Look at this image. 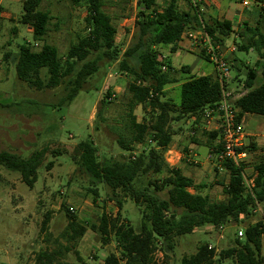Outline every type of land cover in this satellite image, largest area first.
I'll use <instances>...</instances> for the list:
<instances>
[{
  "label": "trees",
  "instance_id": "obj_1",
  "mask_svg": "<svg viewBox=\"0 0 264 264\" xmlns=\"http://www.w3.org/2000/svg\"><path fill=\"white\" fill-rule=\"evenodd\" d=\"M180 1L169 0L162 6L158 0H137L134 41L122 53L121 47L116 44L117 29L110 15L103 10L104 0H87L88 35L80 37L62 57L56 47L46 42L52 16L40 9L43 0H24L20 22L32 28L34 44L18 45V52H7L5 60L14 63L18 79L31 88L54 89L67 79L64 83L67 94L59 106L70 105L76 99L90 77L99 71L103 61L107 64L119 61L120 68L134 78L128 85L132 111L139 106H148L153 113L158 112L150 126L145 121L138 122L132 116V138L119 141L123 149L133 151L135 145L144 146L152 137L156 147L149 151H142L125 161L109 159L101 162L98 148L91 139L80 142L75 148L80 166L94 183H103L111 190L112 196L117 198L119 210L122 208L119 193L128 195L140 208L142 220L138 228L122 220L120 213L115 218L103 214L98 224L90 227L99 232L104 244H108L114 234L125 264H155L157 242L163 245L165 258L168 259L175 238L191 234L196 228H222L230 223L243 227L244 236L239 237L236 232L232 244L219 254L209 244L200 245L195 254L183 257L181 264H224L226 260H231L233 264H264V221L247 222L254 214L256 203L264 208V162L255 164L257 174L251 191L244 184V164L237 166L226 162L224 165L229 175V181L224 185L226 198L217 201L204 193L209 186L195 183L180 169L171 168L164 158V152L172 142L169 128L171 119L196 117L198 123L206 108L222 100V87L217 76H188V67L181 68V72L186 75L180 79L171 63L162 59L157 47H171V52H175L183 34L202 25L216 44L223 42L224 37L233 32L230 21L214 18L205 21L197 7L191 5V9L182 10ZM244 26L238 32V51L248 53L253 50L259 59L255 67L246 66L245 87L248 91L234 103L241 111L239 120L244 114L264 117V32L261 24L251 27L246 23ZM36 43L39 46H35ZM200 56L210 61L205 51H201ZM164 65L168 66L167 71L162 70ZM260 71L262 80L258 83ZM42 72H45L46 78L41 76ZM72 75L75 77L70 78ZM179 82H182L181 96L175 102L167 98L166 88ZM108 96H111L110 93ZM172 113H176L175 118L171 116ZM208 135L211 143L218 137L216 133ZM217 150L213 147L212 155ZM48 151L49 148L36 150L29 158L0 151V167L19 173L23 183L34 188ZM92 192L98 196L97 189ZM160 192H167L168 197H161ZM67 215V232H71V237L85 235L88 227L69 208ZM50 219L51 214H46L41 228L43 232L48 231ZM58 256L57 251H41L36 255L35 264H55ZM105 264H120V261L115 254H110Z\"/></svg>",
  "mask_w": 264,
  "mask_h": 264
},
{
  "label": "rangeland",
  "instance_id": "obj_2",
  "mask_svg": "<svg viewBox=\"0 0 264 264\" xmlns=\"http://www.w3.org/2000/svg\"><path fill=\"white\" fill-rule=\"evenodd\" d=\"M21 1L2 0L0 4V15L11 12L5 18L0 16V151L12 152L23 158H29L36 150L49 148V151L43 159L34 188L23 183L19 173L0 167V264H35L36 255L44 250L59 253L55 264H105L110 254L121 257L120 249L114 234L109 238V243L104 244L99 232L92 230L91 225L98 224L103 214L115 218L120 213L122 220L138 228L142 220L140 208L128 195L119 193L122 208L117 213V198L112 196L111 190L105 184L93 182L78 163L75 148L80 142L91 139L98 148L101 162L109 159L125 161L142 151H149L156 144L141 147L137 144L133 151H127L119 141L132 138V116L150 126L158 112L153 113L148 106H139L132 111L128 85L134 78L120 68L119 61L109 64L103 61L99 71L90 77L85 88L70 105L59 106L61 99L67 94L64 84L67 79L57 88L43 90L31 88L18 79L14 63L11 60L6 61L5 54L17 53L18 45L34 44L32 33L20 22V15L23 13ZM249 1L253 5V0ZM43 2L41 8L51 13L54 19L50 23L46 42L56 47L64 57L80 37L88 35L87 0ZM11 3L15 6L8 9L7 6ZM159 4L163 6L165 0H159ZM232 4L239 6L235 0ZM183 6L182 4L181 7ZM103 10L112 18L117 29L116 44L124 53L134 41L137 0H104ZM255 19L252 17L249 24L254 25ZM261 25L264 31V19ZM244 27L243 24L225 42L217 44L219 55L232 65V78L238 88L241 84L245 85L248 72L246 66L255 67L259 59L253 50L248 53L238 51V32ZM14 29H17L16 33ZM233 47L235 51H231ZM156 50L163 51L158 47ZM199 52L201 49H197L196 53ZM196 53L179 49L176 53L169 52V56L175 68L189 65L197 76L203 73L212 74L214 64ZM234 54L245 64H238L237 70L233 66ZM132 64L134 65L133 62ZM80 66L81 64L78 68ZM41 76L46 78L45 72ZM74 77L72 75L70 78ZM261 77L260 71L258 83L261 82ZM172 88L167 94L177 102L181 96L180 89L177 85ZM109 93L114 95L111 100ZM171 116L175 118L176 113ZM198 124L191 117L171 119L169 128L175 135L170 148L164 152V158L171 168L180 167L184 174L197 183L207 184L209 187L204 193L209 194L213 200L221 201L226 198L221 184L225 185L228 181V173L219 170L216 173L213 165L210 172L209 168L205 169L201 164L205 160H200L199 147L193 143V140L200 142L202 139L200 135L203 132ZM193 130L196 131L194 136ZM185 147L189 150L187 157ZM258 162L260 161L255 160L243 164L247 169ZM50 163L52 165L48 167ZM256 174L252 170L246 173L249 180H254ZM94 189L98 190V196L92 192ZM159 195L168 197L167 192H160ZM70 206L79 208L77 216L88 227L82 237L72 238L71 232H67V209ZM48 213L51 214L48 231L43 232L42 223ZM258 221H264V208L254 213L247 222ZM241 229L244 228L233 223L222 228H196L191 234L175 238L174 248L168 253V259L165 258L163 245L157 242L154 263L181 264L183 257L195 254L203 244H209L219 254L232 244L235 233ZM224 264L233 262L226 260Z\"/></svg>",
  "mask_w": 264,
  "mask_h": 264
},
{
  "label": "crops",
  "instance_id": "obj_3",
  "mask_svg": "<svg viewBox=\"0 0 264 264\" xmlns=\"http://www.w3.org/2000/svg\"><path fill=\"white\" fill-rule=\"evenodd\" d=\"M23 1L24 0L21 1L22 5H23ZM43 1H45V0H43ZM168 1L169 0H165V2H168ZM233 1L234 0H199L194 5L195 7H197V11L202 16V18H204L205 21L209 20L210 18H214V19H218L220 21H230L232 23L233 32H231L228 36L224 37L223 42H225L226 39H228L233 33H235V29L238 30L243 24L245 25L246 23H248L249 26L255 27L257 24H262V20L264 19V7L260 3H258L256 0H253V5L248 0L250 2L249 6H244L243 2L240 3V2H238V0H235V1H237L239 6H234L232 4ZM183 2H185V3H183ZM1 3H2V0H0V4ZM43 3L44 2H42L41 7H42ZM158 3H159V0H158ZM179 3H180L179 4L180 8L182 10H189L192 7L191 5H193L192 3H190L186 0H181ZM182 4L184 5L183 7H181ZM14 6H15V4L11 3L10 6H7V8L12 9ZM41 7H40V9L43 10ZM44 11H47V10H44ZM10 13L11 12H7L6 14L9 15ZM6 14L2 13L0 16L2 18H5V16H7ZM21 15H22V13H21ZM21 15H20V17H21ZM50 15L52 16L51 13H50ZM252 17L256 18L255 19L256 22L254 25L249 24ZM1 19H0V21H1ZM52 20H54V19L52 18ZM25 26L28 27V31L30 33H32V36H33L32 28L28 25H25ZM16 32H17V29H14V33H16ZM49 33H50V30H49ZM49 33H48V35H49ZM46 38H48V37H46ZM158 48L165 51V53H162L163 51H160L162 58H165V60H167L171 63L172 67L174 68V70L176 71V73L178 74V77L180 79H182V77L184 75H186V74H183L181 72L182 67H188L189 68L190 73L187 74L188 76H192V75L197 76V75L193 74V70L189 65H183L179 68H175L171 59H170V56H169L170 55L169 52L170 53H176L179 51V49H183V50L188 51V52L196 53L197 49H199V48L191 47L189 40L182 38L181 41L178 43V47H177V50L175 52H171V49H170L171 47H158ZM186 48H188V50H186ZM231 51H235V48L233 47L231 49ZM200 53L201 52H199V54L198 53H196V54L200 55ZM233 57L235 58V60L233 62V66L237 70L238 64L243 65L244 61L239 56H236L235 54L233 55ZM209 63H211V62L209 61ZM213 69H214V71L212 74L203 73L202 75H212V76L216 77V70H215L214 66H213ZM213 74H215V75H213ZM181 84H182V82L168 85L166 88L167 93L169 92L170 89H173L172 87L175 85H177L178 89H180ZM226 88L228 91L232 92V97H233L232 103L233 104L235 103V101L237 99L240 98L239 97L240 95L243 96V94L247 93V91H248L244 84H241V87L238 88V84H235L233 81L232 74H231V78L229 79V81L226 82ZM237 90H240V92L236 93ZM168 97H169V95H168ZM237 110H238V115H240V112H241L240 109L237 108ZM192 118H194V120H196V117H191V119ZM240 121L242 122L244 129H245V136L243 139L244 149L248 152V159L245 162L251 163L252 161H255V160L256 161L259 160V161L264 162V117L261 115H257V114H244L242 117H240ZM198 125H200V121H199ZM197 130H199V129L197 128ZM202 132H203V133H201L202 135H200V136H202L201 137L202 139L200 140V142L193 141V143L199 147L200 160H202V159L205 160V161H201V164L203 166H205V169L209 168L210 172H212L211 168L213 165L214 166L213 171L218 173L220 170L217 167H215L216 165H214L215 163H214L213 158H212L211 149L213 147L214 148L220 147L218 144L219 143V136L211 143V140H210L208 134L209 133H216V132H208V131H204V130H202ZM216 134L218 135V133H216ZM174 135L175 134L173 133L172 134V142H173ZM172 142H171V144H172ZM171 144H170V146H171ZM170 146L168 147V149L170 148ZM184 149H185L184 151L187 154L186 156L180 152L179 153L176 152V154H181L183 157L184 156L187 157L189 150L187 147H185ZM210 158H212L211 159L212 163L209 161ZM185 159L186 158H183V160H185ZM175 168H178L183 172V170L180 167H175ZM246 170H247V172H246ZM248 170H252L253 172H255V165L249 166L247 169H246V167L244 168L245 173H248ZM220 172H222V171H220ZM184 175L188 176L186 174H184ZM188 177H190V176H188ZM228 177H229V175H228ZM190 178H192V177H190ZM228 181H229V178H228ZM228 181L226 182V184L228 183ZM195 183H197V182L195 181ZM197 184H205V183H197ZM205 185H207V184H205ZM222 187L224 189V185H222ZM206 190H208V188ZM206 190H204V192ZM191 191L194 192V190H191ZM205 194H207V193H205ZM262 253L264 255L263 251H262Z\"/></svg>",
  "mask_w": 264,
  "mask_h": 264
},
{
  "label": "built area",
  "instance_id": "obj_4",
  "mask_svg": "<svg viewBox=\"0 0 264 264\" xmlns=\"http://www.w3.org/2000/svg\"><path fill=\"white\" fill-rule=\"evenodd\" d=\"M190 3L195 5L199 0H188ZM264 7V2L260 3ZM244 6H249L248 0H243ZM182 38L189 40L191 47L199 48L205 51L210 61L214 64L216 70V76L221 83L222 87V100L215 106L206 108L201 116L200 127L204 131L216 132L219 136V146L217 152L212 155L213 161L216 167L220 171H226L225 163L232 162L234 165H241L248 159V152L244 149L243 139L245 136V129L242 122L239 120L237 107L232 103L233 97L232 92L226 88V82L229 81L232 74V65L227 59L221 57L218 53L219 46L215 44L211 35L205 30L202 25L196 30L186 31ZM35 46H39L38 43ZM163 60L165 58H162ZM163 71L168 70V66H162ZM244 95V94H243ZM240 95L239 97H241ZM110 96L109 99H113ZM197 130V129H196ZM196 131L193 130L192 135L194 136ZM147 143L154 145L155 141L150 137ZM227 172V171H226ZM244 184L249 191L254 187V180H249L245 171H243ZM117 205V204H116ZM70 212L76 214L79 212L78 207L70 206ZM117 213L119 208H117ZM263 208L259 203H256L254 213L262 211ZM108 217H111L107 214ZM239 237L244 236V229L239 232ZM264 250V233L262 236ZM262 250V251H263ZM119 254V252H118ZM120 255V254H119ZM120 263L125 264L122 256L117 257Z\"/></svg>",
  "mask_w": 264,
  "mask_h": 264
}]
</instances>
